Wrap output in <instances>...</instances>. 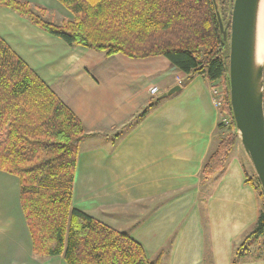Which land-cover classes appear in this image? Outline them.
Returning a JSON list of instances; mask_svg holds the SVG:
<instances>
[{
    "label": "crops",
    "instance_id": "0c3cea01",
    "mask_svg": "<svg viewBox=\"0 0 264 264\" xmlns=\"http://www.w3.org/2000/svg\"><path fill=\"white\" fill-rule=\"evenodd\" d=\"M25 1L71 17L58 0ZM0 37L87 133L76 158L75 208L128 234L155 264H206L207 246L212 264H230L233 243L257 220L260 199L236 163L201 176L222 134L203 74L188 78L162 55L134 58L68 45L4 5ZM0 264H66L61 254L33 253L19 179L2 170Z\"/></svg>",
    "mask_w": 264,
    "mask_h": 264
},
{
    "label": "trees",
    "instance_id": "16d2710c",
    "mask_svg": "<svg viewBox=\"0 0 264 264\" xmlns=\"http://www.w3.org/2000/svg\"><path fill=\"white\" fill-rule=\"evenodd\" d=\"M58 1L71 16L60 23L45 20L43 10H33L25 0H0V5L68 45L134 58L162 55L186 77L200 73L222 87L219 113L230 122H218V129L226 132L206 156L201 176L222 171L238 141L225 83L233 0ZM86 135L80 119L0 37V170L19 179L33 253L61 254L66 264H155L128 234L72 205L76 158ZM252 177L247 181L263 207L237 250L264 235V197L253 171Z\"/></svg>",
    "mask_w": 264,
    "mask_h": 264
},
{
    "label": "water",
    "instance_id": "95a60500",
    "mask_svg": "<svg viewBox=\"0 0 264 264\" xmlns=\"http://www.w3.org/2000/svg\"><path fill=\"white\" fill-rule=\"evenodd\" d=\"M261 0H233L229 19V50L225 83L238 143L264 197V57L257 58L258 13ZM226 38V30L219 21ZM174 85L161 96L176 91Z\"/></svg>",
    "mask_w": 264,
    "mask_h": 264
},
{
    "label": "rangeland",
    "instance_id": "374dc122",
    "mask_svg": "<svg viewBox=\"0 0 264 264\" xmlns=\"http://www.w3.org/2000/svg\"><path fill=\"white\" fill-rule=\"evenodd\" d=\"M32 8H33V10L38 11L37 8H35L34 6H32ZM67 14H69V12ZM41 16L45 20L53 22V23H60L63 20L69 19V15L66 16V12H65V14H62V13L57 12L55 9L49 10V8L44 9V12L41 13ZM263 69H264V63H263ZM219 121H220V118H219ZM221 132L223 134L224 132H226V130L225 129L221 130ZM234 146L229 153L227 163L228 162L229 163H236L237 164V165L235 164L236 169H238L244 173V183L251 184V183H248L247 179L252 177V169H251V167H250V165H249V163H248V161L244 155V152H243L241 146L239 145L238 141L235 142ZM254 191L257 193V191L255 189H254ZM257 195H258V193H257ZM259 199H260V210H261V208L263 207V202H262L260 197H259ZM260 210H259V212H260ZM253 226H254V224L249 228V230H247V232H245L244 234H242L240 236L238 242H236L235 244L233 243V248L231 250L230 264H233L232 260H235V264H243L242 262H244V261L254 262V261H257L260 259H264V235L257 237V238H251V239L247 240L245 242L246 248L237 250L238 245L240 244V242H242L244 240L245 235L252 229ZM202 227L204 228L205 234H208L207 226L202 225ZM207 247H206V252H207V250H208V252H207L206 258H205L207 260L206 264H212L211 263L212 255H211L210 247L209 246H207ZM252 262H249V263L244 262V263L251 264Z\"/></svg>",
    "mask_w": 264,
    "mask_h": 264
},
{
    "label": "bare ground",
    "instance_id": "6f19581e",
    "mask_svg": "<svg viewBox=\"0 0 264 264\" xmlns=\"http://www.w3.org/2000/svg\"><path fill=\"white\" fill-rule=\"evenodd\" d=\"M264 57V0L260 1L258 13L257 29V58L263 60Z\"/></svg>",
    "mask_w": 264,
    "mask_h": 264
},
{
    "label": "built area",
    "instance_id": "2783aa9c",
    "mask_svg": "<svg viewBox=\"0 0 264 264\" xmlns=\"http://www.w3.org/2000/svg\"><path fill=\"white\" fill-rule=\"evenodd\" d=\"M154 91H155L154 89L151 90V94H153ZM211 92H212L213 104L219 111L223 104V101L221 99V92H222L221 86L216 84H211ZM219 118H220V122H222V124H224L225 126H227L230 122V119L226 115H221L219 113Z\"/></svg>",
    "mask_w": 264,
    "mask_h": 264
}]
</instances>
